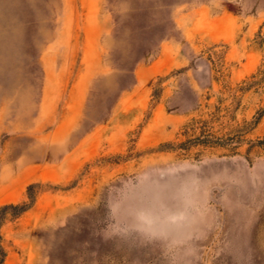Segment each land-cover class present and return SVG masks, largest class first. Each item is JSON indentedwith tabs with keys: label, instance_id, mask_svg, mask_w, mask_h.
<instances>
[{
	"label": "rangeland",
	"instance_id": "1",
	"mask_svg": "<svg viewBox=\"0 0 264 264\" xmlns=\"http://www.w3.org/2000/svg\"><path fill=\"white\" fill-rule=\"evenodd\" d=\"M0 264H264V0H0Z\"/></svg>",
	"mask_w": 264,
	"mask_h": 264
},
{
	"label": "trees",
	"instance_id": "2",
	"mask_svg": "<svg viewBox=\"0 0 264 264\" xmlns=\"http://www.w3.org/2000/svg\"><path fill=\"white\" fill-rule=\"evenodd\" d=\"M9 208H12L15 211H18V213H21L23 211H25L29 206L28 205H22V206H18V205H10V206H6Z\"/></svg>",
	"mask_w": 264,
	"mask_h": 264
}]
</instances>
